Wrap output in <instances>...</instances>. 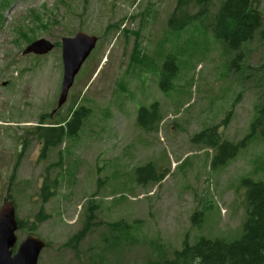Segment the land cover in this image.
<instances>
[{"label":"rangeland","instance_id":"374dc122","mask_svg":"<svg viewBox=\"0 0 264 264\" xmlns=\"http://www.w3.org/2000/svg\"><path fill=\"white\" fill-rule=\"evenodd\" d=\"M224 1L203 9L187 0H0V207L15 203L24 227L17 246L28 234L46 242L38 264H153L173 259L186 239L242 237L243 180H264V112L249 136L264 109V41L257 34L246 42L242 62L230 66L235 52L212 31ZM177 6L201 14L180 34L169 24ZM260 8L264 15V0ZM80 31L99 40L54 113L62 38ZM40 38L56 47L24 55ZM170 55L179 73L166 93L160 70ZM155 103L160 121L141 128L140 108ZM80 106L91 113L77 136L43 155L39 128L65 125ZM215 126L241 144L217 166L216 150L192 141ZM149 163L158 182L151 170L137 179Z\"/></svg>","mask_w":264,"mask_h":264},{"label":"trees","instance_id":"16d2710c","mask_svg":"<svg viewBox=\"0 0 264 264\" xmlns=\"http://www.w3.org/2000/svg\"><path fill=\"white\" fill-rule=\"evenodd\" d=\"M183 0H179L181 3ZM196 1L206 9L210 0H187ZM262 0H225L217 15L212 27L213 37L223 42L227 49L235 52L230 66L237 67L243 59L242 46L257 34H260L264 41V21L261 11ZM181 11L177 6L171 20L170 28L174 33L183 31L201 14L189 15ZM206 39V38H205ZM179 57L170 55L165 58L160 70V87L166 93L173 89V80L179 73ZM82 107V108H81ZM151 108V110H150ZM159 106L157 103L151 107H142L138 112L137 124L141 128H152L153 122L159 120ZM264 109L260 111L259 117L252 125V137L258 130V123L263 117ZM91 109L80 106L74 110L73 115L66 124L55 126H43L38 130V138L44 140V155L54 146L64 142L66 137L77 136L82 129L84 120L90 115ZM264 137V130L260 131ZM216 126L197 133L192 141L197 144H205L215 149V165L225 164L239 151L241 144H234L216 135ZM248 136V137H249ZM147 170L153 171L149 181L158 182L161 176H156L155 166L152 163L137 168V179L142 181L143 173ZM264 170V159H263ZM57 181V180H56ZM243 185L247 187V218L244 223L242 237L233 242L221 239L201 238L198 243L192 245L186 239L182 249L176 250L173 259H164L153 264H264V180L254 181L246 178ZM44 200L51 194L48 187L42 188ZM195 213L193 218L198 216ZM18 220V218H17ZM18 226L22 228V222L18 220ZM114 226H119L114 224ZM31 229V228H30ZM32 230V229H31Z\"/></svg>","mask_w":264,"mask_h":264},{"label":"water","instance_id":"95a60500","mask_svg":"<svg viewBox=\"0 0 264 264\" xmlns=\"http://www.w3.org/2000/svg\"><path fill=\"white\" fill-rule=\"evenodd\" d=\"M98 40L97 36L82 31L73 37L62 38L64 74L61 93L54 113L66 103L76 76L95 49ZM55 47L56 44L51 40L40 38L29 43L23 50V54L42 56L50 53ZM18 228L15 203L7 199L0 207V264H38L46 242L35 234H29L17 246Z\"/></svg>","mask_w":264,"mask_h":264},{"label":"bare ground","instance_id":"6f19581e","mask_svg":"<svg viewBox=\"0 0 264 264\" xmlns=\"http://www.w3.org/2000/svg\"><path fill=\"white\" fill-rule=\"evenodd\" d=\"M98 37V36H97ZM64 67V66H63ZM64 69V68H63ZM74 85V84H73ZM62 86V85H61ZM61 92V91H60ZM57 103H58V100H57ZM154 105V104H153ZM145 107V106H144ZM151 107V106H150ZM82 108V107H81ZM86 108V107H85ZM148 108V107H147ZM150 110H151V108H150ZM159 110V109H158ZM53 112H54V110H53ZM73 113H74V111H73ZM160 113V112H159ZM51 114V113H50ZM73 115V114H72ZM46 116V115H45ZM48 117H49V113H48ZM71 117V116H70ZM138 117V116H137ZM47 118V117H46ZM49 119V118H48ZM162 120V119H161ZM65 121V120H64ZM43 123H45V122H43ZM60 123V122H59ZM40 124V123H39ZM47 124V123H46ZM61 124V123H60ZM49 126V125H48ZM156 128V127H155ZM158 128V127H157ZM32 135V134H31ZM40 143V142H39ZM53 148V147H52ZM50 149V148H49ZM41 150H43L42 148H41ZM50 151V150H49ZM46 155V154H45ZM43 158V157H42ZM44 159V158H43ZM57 164V163H56ZM54 165V164H53ZM51 167V166H50ZM53 168H54V166H53ZM50 171V170H49ZM47 173V172H46ZM11 198V197H10ZM11 200V199H10ZM32 225V224H31ZM29 226V225H28ZM27 226V227H28ZM19 228H21V227H19ZM24 228V227H23ZM22 228V229H23ZM244 233V232H243ZM81 234V233H80ZM29 235V234H28ZM27 237V236H26ZM18 238V237H17ZM42 239V238H41ZM236 241V240H235Z\"/></svg>","mask_w":264,"mask_h":264}]
</instances>
